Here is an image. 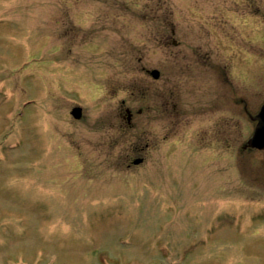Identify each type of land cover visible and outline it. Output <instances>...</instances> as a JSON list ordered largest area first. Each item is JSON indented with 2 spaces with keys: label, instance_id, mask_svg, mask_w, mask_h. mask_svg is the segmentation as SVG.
<instances>
[{
  "label": "rangeland",
  "instance_id": "374dc122",
  "mask_svg": "<svg viewBox=\"0 0 264 264\" xmlns=\"http://www.w3.org/2000/svg\"><path fill=\"white\" fill-rule=\"evenodd\" d=\"M207 1L218 19L221 0ZM154 2L162 4V10L154 11L164 21L149 20L152 10L147 8ZM179 2L178 14L172 15ZM192 3L0 0V264H172L169 255L163 258L166 249L185 254L192 238L199 237L197 248H190L178 264H230V258H237L233 264H264V191L263 198L242 202L244 194L258 197L263 186L254 182L257 192L252 185L245 188L252 182L241 178L240 171L245 164L240 145L255 124L243 120L233 102L225 107L216 95L211 116L199 111L189 90L174 93L167 102L144 71L158 67L162 79L178 81L177 70L169 73L172 59L179 57L186 66L194 48L212 45L208 35L191 33L208 23L192 14ZM73 25L89 27L94 36H67ZM166 25L177 30V42L160 37L162 30L170 34ZM226 55L224 66L235 65L228 51ZM199 61L204 64L203 58ZM240 68L237 63L232 71L233 89L252 87L257 78ZM123 100L135 111L151 103V114L166 117L149 120L143 111L114 134L108 116ZM176 100L184 111L175 113L171 105L165 114V106ZM75 105L83 107L80 120L71 115ZM147 140L153 146L138 154ZM144 155L143 163L128 168L134 157ZM243 156L258 167L257 151ZM245 169L262 176L261 170ZM161 175L164 181L147 184ZM48 181L55 185L43 190ZM80 181L82 192H76ZM168 200L180 202V208L192 206L162 213L174 210L165 208ZM231 200L236 201L232 208L221 205ZM242 208L258 215L245 231L237 219ZM158 216H167L166 223ZM208 216L221 229L203 245Z\"/></svg>",
  "mask_w": 264,
  "mask_h": 264
},
{
  "label": "flooded vegetation",
  "instance_id": "af4514ba",
  "mask_svg": "<svg viewBox=\"0 0 264 264\" xmlns=\"http://www.w3.org/2000/svg\"><path fill=\"white\" fill-rule=\"evenodd\" d=\"M234 6H237V9H235L234 13L237 15H243L246 14L250 17L251 21V26L248 29L247 26L244 25L245 31L248 30V33L250 35L249 38L244 39L245 43L242 44L241 40L234 39L231 37H226L228 41H225L224 45L225 46H231L232 42H235L234 46L237 49H244V52L246 53V64L249 66L250 69H253L256 74H257V79L258 81H261L264 77V0H239L232 2ZM236 36H239V34L235 31L234 32ZM211 63H209L207 66H195L199 69H201L203 72H197L199 75H202L204 72H210L213 70L215 73V70L221 71L223 69V73H226V85L230 86L231 85V76H229V71L231 67H228L227 64L225 66H216V62L219 64H222L225 62L224 59L219 58L216 60V57L218 55L215 54H208ZM239 62V60H238ZM237 62V63H238ZM244 67V66H243ZM211 72V74L214 76V73ZM220 73V72H219ZM212 78V76L209 74L207 76H203L201 79L198 81H195L194 85V93L197 94L199 93L203 99L206 101L209 100L210 95H211V89H212V83L209 81ZM215 78V77H214ZM202 79L208 81L202 82ZM203 87L206 89H203ZM161 97H164V94L162 92H159ZM152 94V93H151ZM227 95H231L230 89H227ZM258 95L260 96V90H258ZM201 96L198 97L197 99V106H199V111L200 108H204V104L208 106L207 111L203 109V112H208L210 116V112L213 111L212 108V99L208 101V103L204 104L202 103ZM263 96V95H262ZM262 96H260L262 98ZM152 110V109H151ZM155 116L157 119L161 118L162 120L165 119V115H154V114H148L147 117L149 120H151ZM115 127H118L119 123V114L115 115ZM150 144H147L145 146V149L149 148Z\"/></svg>",
  "mask_w": 264,
  "mask_h": 264
},
{
  "label": "water",
  "instance_id": "95a60500",
  "mask_svg": "<svg viewBox=\"0 0 264 264\" xmlns=\"http://www.w3.org/2000/svg\"><path fill=\"white\" fill-rule=\"evenodd\" d=\"M79 113V109H76V114ZM263 124L259 126L258 130L263 127L264 128V121L262 122ZM258 130H256V133L254 134L252 138V144L258 147H264V132L261 135H257Z\"/></svg>",
  "mask_w": 264,
  "mask_h": 264
}]
</instances>
